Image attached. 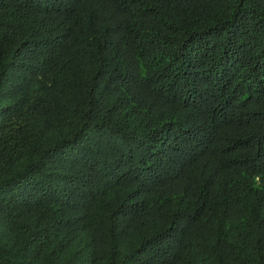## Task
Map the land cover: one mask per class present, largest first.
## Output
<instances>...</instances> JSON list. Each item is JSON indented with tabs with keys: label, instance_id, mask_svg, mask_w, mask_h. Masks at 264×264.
I'll return each mask as SVG.
<instances>
[{
	"label": "trees",
	"instance_id": "1",
	"mask_svg": "<svg viewBox=\"0 0 264 264\" xmlns=\"http://www.w3.org/2000/svg\"><path fill=\"white\" fill-rule=\"evenodd\" d=\"M0 264H264V0H0Z\"/></svg>",
	"mask_w": 264,
	"mask_h": 264
}]
</instances>
